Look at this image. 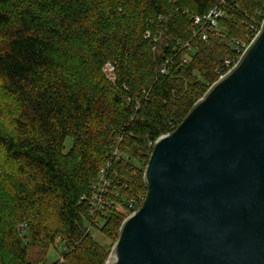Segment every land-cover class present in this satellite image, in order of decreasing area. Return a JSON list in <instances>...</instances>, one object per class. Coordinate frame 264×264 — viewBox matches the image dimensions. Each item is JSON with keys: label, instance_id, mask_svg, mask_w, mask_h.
Returning a JSON list of instances; mask_svg holds the SVG:
<instances>
[{"label": "trees", "instance_id": "obj_1", "mask_svg": "<svg viewBox=\"0 0 264 264\" xmlns=\"http://www.w3.org/2000/svg\"><path fill=\"white\" fill-rule=\"evenodd\" d=\"M215 2L0 0V90L12 100L8 109L0 101V175L10 193L0 201L8 206L0 212V264H47L58 241L67 247L64 264L77 249L87 264L104 261L87 230L98 219L81 197L95 190L111 147L121 140L123 157L110 171L119 195L97 217L101 230L118 236L127 217L119 204L147 193L133 159L149 156L155 140L187 116L226 69L233 40L261 29L264 14L255 20L264 0H227L219 32L202 39L193 17ZM186 41L193 50L182 48ZM108 62L115 84L104 74ZM45 214L48 225L37 218Z\"/></svg>", "mask_w": 264, "mask_h": 264}, {"label": "water", "instance_id": "obj_2", "mask_svg": "<svg viewBox=\"0 0 264 264\" xmlns=\"http://www.w3.org/2000/svg\"><path fill=\"white\" fill-rule=\"evenodd\" d=\"M144 180L105 264H264V21L240 62L155 140Z\"/></svg>", "mask_w": 264, "mask_h": 264}, {"label": "rangeland", "instance_id": "obj_3", "mask_svg": "<svg viewBox=\"0 0 264 264\" xmlns=\"http://www.w3.org/2000/svg\"><path fill=\"white\" fill-rule=\"evenodd\" d=\"M263 14H264V4L262 6V9L261 11L259 10V13L257 14V17H256V22L257 21H262L263 19ZM221 22V21H220ZM219 28H221V26H219ZM257 34V33H256ZM255 34V36H256ZM254 35L251 34V35H247V34H244V36L240 39H234L233 41V47H232V50H233V56L232 58H235V57H238L242 51L244 49H246L250 44L251 42L253 41ZM238 48H239V51H238ZM189 61V57H187V60L186 61H181V64L182 65H185L186 63H188ZM227 72V71H226ZM225 72V73H226ZM225 73H222V75H224ZM104 74H105V77L112 83L115 84V77H116V74L114 73V71H110L109 69L107 70V72L104 71ZM221 77V75L219 74L218 75V78L217 80ZM217 80H213L212 82H210L208 85H207V88L209 89ZM189 82L192 83L194 81H192L191 79H189ZM204 86V85H203ZM205 87V86H204ZM207 89V90H208ZM200 94V93H199ZM205 94V93H204ZM203 93H201L200 95L197 96L196 98V102L201 98L203 97L204 95ZM143 97V98H142ZM141 97V99L138 100V102L140 104H142L145 100H144V97L145 95H143ZM0 101L2 103H4L5 105V108H9V106L12 104V100H11V97L9 96H6L1 90H0ZM72 142V138L71 137H68L67 140H66V144L67 146L69 147L70 144ZM152 144V143H150ZM148 153V151H147ZM125 156V154H124ZM150 156V154H149ZM149 156L146 154V156L144 157H141V158H136V159H133V162H137L136 165L137 167L139 168L137 173V177H136V180L139 179V182L141 181L142 182V179H144V173H145V169H146V165H147V162H148V159H149ZM148 158V159H147ZM145 159V161H144ZM137 184V183H136ZM97 187H98V191L101 190V185L100 184H97ZM6 187L4 186V183H3V180H2V177L0 175V201L5 198H7L6 196V193L7 195H10L9 191L5 190ZM136 191L141 193L142 192V187L141 186H137L136 187ZM124 201V200H123ZM121 202V201H120ZM142 205V200L137 203V207L141 206ZM8 206H5V205H1L0 203V212L2 210H5L7 209ZM119 214H124L126 213L127 216L130 214V212L127 210V206L126 204H122L120 203L119 206ZM39 219H43V222L45 223V225H48L50 224V222L52 221V216L51 215H41L39 217H37ZM97 220V222L95 221L94 224H92V226H89L87 227V230L89 232H91V235L93 237V239L97 242L98 246H100V248L102 249L103 253H104V261L101 263V264H105L106 261L110 258L111 256V252H112V248H113V245L114 243L116 242L118 236L116 233H113L112 231L110 232H104L103 230H101V227L103 225V220L100 219L99 217H94ZM35 219H29L26 221V228H30L32 230V235L34 234V228H35ZM22 223L19 224L18 227H20L22 229ZM27 230V229H26ZM30 236H31V233H30ZM30 238V237H29ZM67 247L64 246V244L60 241L57 242V244L55 246L51 245V248H49V251L47 253V255L43 258L46 260L47 264H53L55 262L59 263V264H64L66 261H65V255L68 253V252H65ZM35 248H31V252H30V258L31 260L33 261H37L39 258L37 255H35V251H34ZM71 262L70 264H87L86 261H85V258L82 257L81 255V251L79 249L75 250L73 252V256L71 257Z\"/></svg>", "mask_w": 264, "mask_h": 264}, {"label": "built area", "instance_id": "obj_4", "mask_svg": "<svg viewBox=\"0 0 264 264\" xmlns=\"http://www.w3.org/2000/svg\"><path fill=\"white\" fill-rule=\"evenodd\" d=\"M227 10H228L227 0H216L213 7H211L207 13L203 15H195L193 17L192 24L195 25L197 28H199L198 32L196 31L195 34H200L202 36V39H207L210 33L219 32L220 21L227 15ZM146 36L154 37V40L156 41L159 39V35H152V32L150 30L146 32ZM179 44L180 43H178V45ZM248 47L244 49L238 57H235V58L227 57L224 60V65L226 69L225 70L221 69L223 71L221 70L219 71V74L221 75V77L224 76L230 70H232L240 62V60L242 59ZM182 48L188 51L193 50L192 43L190 41L183 42ZM238 51H239V48H238ZM182 60L186 61L187 57H183L181 61ZM168 61L169 63H166L165 65H163L161 69L163 73L167 72L168 65L170 64V62L173 63L172 60L170 59ZM108 69L110 71L113 70L115 73V66L111 62L106 63L104 66L105 72H107ZM222 73H225V74L222 75ZM120 141L121 140H119L116 146L111 147V150H110L111 152H110L109 157L107 158L105 164L100 168L99 174H98V183H96L94 186L95 190L92 193L83 195L81 197L84 201H86L87 203L91 205L93 217H97L98 216L97 214L105 211V209L107 208H110V206L114 202V197H117L119 195L117 186L115 185V183H113L110 177V171L112 169L113 163L116 161H119L123 157V152L119 146ZM97 184H100L102 187L101 190L99 191H98ZM145 197L146 195L140 197V199H142V203ZM140 199L132 198L128 201L127 210L130 212V214L139 208V206L137 207V203L139 202Z\"/></svg>", "mask_w": 264, "mask_h": 264}]
</instances>
